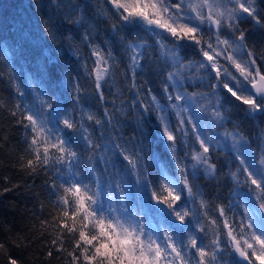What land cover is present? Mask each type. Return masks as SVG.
I'll return each mask as SVG.
<instances>
[{
	"label": "snow or ice",
	"instance_id": "obj_1",
	"mask_svg": "<svg viewBox=\"0 0 264 264\" xmlns=\"http://www.w3.org/2000/svg\"><path fill=\"white\" fill-rule=\"evenodd\" d=\"M104 3L97 16L110 33L100 43L81 4L69 0L57 5L68 10L65 18L70 25L83 29L77 35L89 49L88 57L77 56L83 62L73 69L76 76L68 74L65 79L79 119L43 89L32 90L38 108L17 102L10 109L25 130L27 158L22 157V168L30 174H52L48 197L58 210L52 248L66 253L67 264H264V143L254 150L232 119L238 110L248 119L264 120V51L260 50L264 49V0ZM245 22L253 24V33L242 27ZM45 27L53 44L64 36L77 55L71 47L73 29L58 33L55 22ZM113 46L127 56L124 76L131 93L127 103L119 89L112 93L109 88L118 64ZM186 49L200 58H186ZM89 58H94L91 67ZM47 64L46 60L51 78L60 80L63 68ZM80 68L91 78L99 101L109 103L106 88L113 97L115 111L105 107L104 120L84 107L88 98ZM146 69L161 78V96L137 84L138 73L144 76ZM15 92L20 98L26 96L19 84ZM125 108L139 113L127 139L115 135L123 123L115 112L123 113ZM90 122L98 126L106 145L94 141ZM153 122L157 127L151 138L159 135L174 163L173 174L159 168L155 178L144 163ZM217 128L223 131L210 134ZM218 151L229 154L225 175L231 190L227 199L216 194L210 214L209 194L200 181L219 187L223 173L213 161ZM154 217H159L158 224L152 222ZM48 224L41 221L42 226ZM65 235L71 236V250L65 248ZM4 248L0 244V251ZM47 256L51 258L53 251ZM7 264L19 262L9 256Z\"/></svg>",
	"mask_w": 264,
	"mask_h": 264
},
{
	"label": "trees",
	"instance_id": "obj_2",
	"mask_svg": "<svg viewBox=\"0 0 264 264\" xmlns=\"http://www.w3.org/2000/svg\"><path fill=\"white\" fill-rule=\"evenodd\" d=\"M68 2L69 0H0V101L4 104V107H0V244L5 245L4 250L0 251V264H7L9 256L16 259L19 264H67L66 253H58L51 246L56 234L53 217L58 215V210L48 197L47 184L52 174L45 175L42 171L30 174L28 170L22 168V157L27 158L25 130L17 122L18 118L10 114V109H13L17 102L34 105L33 88L43 89L54 101L68 107L79 119V109L72 108L73 102L69 98L73 93L72 89L66 86L65 79L68 74L72 77L76 76L73 69H78L83 62L78 60L77 56L88 57L89 49L82 45L77 35L83 29L79 25H70L65 18L68 10L57 7L58 4L63 5ZM71 3L81 4L85 19L96 29L97 43L109 38V26L97 16L99 8L106 7L104 0H71ZM84 5L88 7L84 8ZM51 22L56 23L58 33L73 29L71 47L77 50V55L74 56L70 51L69 41L64 36H61L55 44L52 43L51 38L46 35L48 30L45 27ZM242 27L250 34L255 31L251 22H245ZM139 35L151 42V37H147L143 31H140ZM250 44L258 47L255 41L250 40ZM260 50L264 51V49ZM113 53L118 64L115 68V81L109 84V88L112 93L119 89L123 93L122 99L127 103L131 100V93L127 88L128 82L124 76L127 56L119 46H113ZM184 55L193 60L200 58L191 49H186ZM93 59H88L89 67ZM46 60L48 68L56 63L63 68L64 74L61 75L60 80H54L48 74L45 67ZM79 70L80 83L84 86L88 98V103L84 107L104 120L105 107L110 112L115 111L111 104L113 97L106 88L105 97L109 103L99 101L92 87L91 78L84 74L82 68ZM15 84H19L25 91L24 98L17 96ZM137 84L142 85L144 90L151 87L158 96L162 95L161 78L150 70L146 69L144 76L138 73ZM116 104L119 105L120 100H117ZM115 115L123 121L117 127L115 135L117 138L123 135L127 139L132 135L130 125L137 122L139 113L129 112L125 108L123 113L116 111ZM232 119L253 147L261 144L264 120L248 119L238 110L233 111ZM90 123L94 141L102 146L106 145L108 141L100 137L98 126L94 122ZM156 127L155 122L150 125L152 133L145 142L147 152L144 155V163L149 166V175L153 178L159 175V168L171 169L170 175L174 172V163L168 158L159 135L156 134L154 140L151 138ZM228 128L231 129L232 124H229ZM100 151H103V147ZM228 155L225 151H218L213 155L218 171L222 170L223 173L218 177L219 187L207 180L200 181V186L204 188L206 194H209L210 214L214 212L211 204L215 201L216 194L220 193L222 199H227L231 190L230 182L225 175L228 171L226 167ZM181 159H183L182 152ZM182 202L183 199L179 203ZM42 220L49 221V224L42 226ZM152 222L158 224L159 217H154ZM63 239L65 248L71 250V236L65 235ZM49 250L53 251L51 258L47 256Z\"/></svg>",
	"mask_w": 264,
	"mask_h": 264
},
{
	"label": "rangeland",
	"instance_id": "obj_3",
	"mask_svg": "<svg viewBox=\"0 0 264 264\" xmlns=\"http://www.w3.org/2000/svg\"><path fill=\"white\" fill-rule=\"evenodd\" d=\"M189 91H193V89L190 87L189 89H188ZM162 103H163V101H161ZM34 107H39V101L35 98V101H34V105H33ZM175 118L173 117V120H174ZM217 131H223V129H219V128H217V129H212L211 130V132H210V134L211 133H214V132H217ZM262 137H264V134L262 135ZM248 139V138H247ZM249 140V139H248ZM250 142V141H249ZM262 143H264V139H262V141H261V144ZM250 146L255 150V149H257V146H255V147H253L251 144H250ZM187 163H194V161H190V160H188V162ZM186 219H188V218H186ZM154 223V222H153ZM154 224H156V223H154Z\"/></svg>",
	"mask_w": 264,
	"mask_h": 264
}]
</instances>
